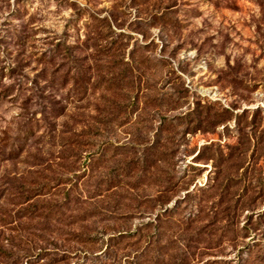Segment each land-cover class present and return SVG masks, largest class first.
<instances>
[{"label": "rangeland", "instance_id": "obj_1", "mask_svg": "<svg viewBox=\"0 0 264 264\" xmlns=\"http://www.w3.org/2000/svg\"><path fill=\"white\" fill-rule=\"evenodd\" d=\"M0 264H264V0H0Z\"/></svg>", "mask_w": 264, "mask_h": 264}]
</instances>
